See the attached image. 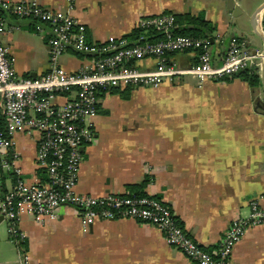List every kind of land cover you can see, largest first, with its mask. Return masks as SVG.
Instances as JSON below:
<instances>
[{
  "label": "crops",
  "instance_id": "obj_1",
  "mask_svg": "<svg viewBox=\"0 0 264 264\" xmlns=\"http://www.w3.org/2000/svg\"><path fill=\"white\" fill-rule=\"evenodd\" d=\"M21 2L23 0H10ZM76 0L72 16L85 27L90 43L120 38L145 17L199 15L215 26L213 63L224 55L231 38L252 49L249 18L264 0ZM43 7L66 10L65 0H39ZM262 12V11H261ZM261 17L259 16V28ZM12 28L2 37L19 77L48 71L49 32L34 29L30 20L7 19ZM179 74L158 88H131L101 96L92 119L93 136L81 148L76 191L92 197L123 195L127 186L144 183L143 192L169 207L179 225L199 246L213 250L230 223L246 219L249 202L264 196V86L252 88L240 78L206 81L197 87L185 73L194 52L170 56ZM84 59L72 51L60 58L61 67L75 71ZM135 65L154 68L147 58ZM123 90V89H122ZM18 154L15 166L26 182H45L35 163L37 136L12 135ZM12 179L0 174V198ZM264 206V201H260ZM21 240L11 237L0 216V264H196L165 243L153 225L127 218L97 220L87 232L79 213L63 207L54 220L36 224L29 215L18 222ZM230 264H264V228L248 226L234 245Z\"/></svg>",
  "mask_w": 264,
  "mask_h": 264
},
{
  "label": "built area",
  "instance_id": "obj_2",
  "mask_svg": "<svg viewBox=\"0 0 264 264\" xmlns=\"http://www.w3.org/2000/svg\"><path fill=\"white\" fill-rule=\"evenodd\" d=\"M66 10L43 7L39 0L12 2L0 0V8L17 18L37 21L34 29L42 32L48 26V71L36 77H19L13 59L2 37L10 28L0 15V173L13 174L10 190L0 198V216L8 221L11 237L22 239L18 222L29 215L38 225L58 217L63 207L75 209L80 216V228L87 232L97 220L127 218L155 226L165 243L180 251L196 264H230L234 245L248 226L264 228V206L256 198L249 202L246 219L233 220L216 249L208 250L195 243L179 225L173 212L152 196L136 197L106 195L92 197L76 191L77 176L82 161V146L93 136L92 119L97 115L101 94L111 89L158 88L181 74L168 53L197 50L196 63L185 72L197 87L206 81L231 77L246 68L259 69L264 62V48L252 49L228 41L218 63L211 58L212 41L187 36L170 37L173 17L156 15L137 25L151 26L165 33L158 43L127 45L120 38L100 43H88L85 27L71 14L76 0H65ZM261 32L264 34L260 14ZM67 51L87 55L73 72L64 70L59 58ZM152 58L151 71L139 69L135 62ZM132 61L133 65L126 63ZM2 123V125H1ZM35 133L36 166L45 174V182H26L15 166L18 154L12 135L17 131ZM22 264L31 263L24 258Z\"/></svg>",
  "mask_w": 264,
  "mask_h": 264
},
{
  "label": "trees",
  "instance_id": "obj_3",
  "mask_svg": "<svg viewBox=\"0 0 264 264\" xmlns=\"http://www.w3.org/2000/svg\"><path fill=\"white\" fill-rule=\"evenodd\" d=\"M0 15L6 20L7 19H15V20H30L34 25L37 24V21L32 18H17L11 14H9L7 11H4L0 8ZM160 15H170L173 17V27L171 28L169 35L170 37H175V36H187L195 39H209L212 42L215 39V26L210 23L209 21L204 20L201 16L197 15H191V14H172L169 12H164ZM155 16H150V17H145L143 18L144 20L153 18ZM8 25V24H7ZM262 26L264 29V18L262 20ZM46 27L48 29V26L46 24H42V28L44 29ZM122 39L127 41V45H135V44H143V43H158L161 41H164L167 36L165 33L161 32L160 30L155 29L154 27L151 26H142V25H137L134 29H132L128 34L124 35L121 37ZM238 44L245 45L243 43V40L241 38H234ZM88 43H90L87 40ZM184 52H194L195 53V62L197 60V56L199 54V51L197 50H188ZM75 53V52H74ZM78 56L84 59V57H88L87 55L79 54L76 53ZM174 53H168L166 56L167 58H170L171 55ZM128 66H132L133 62L128 61L126 63ZM231 77H237L240 78L242 81L247 83L252 88L258 87L260 85V79L258 75V71L256 68H246L235 74L234 76ZM231 77H224L221 78L218 81H225V79L231 78ZM131 88H125L121 90V92L127 91ZM110 93H119V89H111L109 91ZM104 93V92H103ZM101 94V96L103 95ZM1 119V118H0ZM2 125V123H1ZM43 172V171H42ZM1 175L5 177H10L13 181V174H3L0 173ZM44 174V172H43ZM45 175V174H44ZM144 187V183H141L139 185H129L127 186V192L123 194L122 196H131L134 195L136 197H142V196H147L142 190Z\"/></svg>",
  "mask_w": 264,
  "mask_h": 264
},
{
  "label": "water",
  "instance_id": "obj_4",
  "mask_svg": "<svg viewBox=\"0 0 264 264\" xmlns=\"http://www.w3.org/2000/svg\"><path fill=\"white\" fill-rule=\"evenodd\" d=\"M231 2L230 0H228V8L231 9ZM264 10V3L261 4V6H259L256 11L252 14V16L249 18V24L250 27L252 29V38H257L259 41H261L262 47L264 48V34L261 32L260 28H259V16L261 14V11ZM249 44V38H247V44L246 46H248ZM261 80H262V84L264 86V62L261 65ZM82 151V150H81Z\"/></svg>",
  "mask_w": 264,
  "mask_h": 264
}]
</instances>
